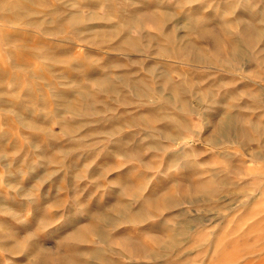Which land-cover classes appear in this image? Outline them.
Instances as JSON below:
<instances>
[{"label": "rangeland", "instance_id": "374dc122", "mask_svg": "<svg viewBox=\"0 0 264 264\" xmlns=\"http://www.w3.org/2000/svg\"><path fill=\"white\" fill-rule=\"evenodd\" d=\"M0 264H264V0H0Z\"/></svg>", "mask_w": 264, "mask_h": 264}]
</instances>
